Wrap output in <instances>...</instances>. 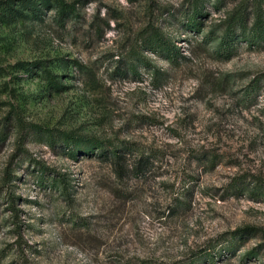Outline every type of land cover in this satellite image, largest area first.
Returning <instances> with one entry per match:
<instances>
[{
    "label": "rangeland",
    "instance_id": "1",
    "mask_svg": "<svg viewBox=\"0 0 264 264\" xmlns=\"http://www.w3.org/2000/svg\"><path fill=\"white\" fill-rule=\"evenodd\" d=\"M48 1L0 0V264H264V43L221 48L264 0ZM60 131L151 157L73 158Z\"/></svg>",
    "mask_w": 264,
    "mask_h": 264
},
{
    "label": "trees",
    "instance_id": "2",
    "mask_svg": "<svg viewBox=\"0 0 264 264\" xmlns=\"http://www.w3.org/2000/svg\"><path fill=\"white\" fill-rule=\"evenodd\" d=\"M204 2L205 0H194L195 5L193 13L195 18L203 15L202 11ZM41 4L44 6H49L50 2L48 0H42ZM57 10L58 14L64 18L74 15L76 12L75 6L66 2L65 0H58ZM253 14V22L251 25H249L250 18L248 9L246 6H244V4H240L233 10L228 18L227 27L221 40V48L224 52L231 55L235 49L236 40L245 41L248 45H258L260 43H264V5L261 2H258L254 5ZM193 22L194 24L196 23V25L199 23L196 19H193ZM144 45L150 49L167 47L173 53L178 52L175 44L159 31H154L152 35H150L145 40ZM47 143L53 148L56 146H60L63 150L67 148V153L73 158L77 157L78 155H97L106 161L114 163L121 171L126 167L124 166L122 160L125 159V155L128 152H133L136 150L139 153L136 163H134L132 166V169L135 171L143 170L151 157V152L140 148L133 150L132 147L127 145V142L124 140L119 142L113 140H103L97 137L77 135L66 131H60L59 133L51 132ZM209 161L213 163L214 158L212 157ZM50 180L54 185L55 182L58 181V178L55 176ZM60 181H62L64 189L70 185L69 181L66 180L64 176L61 177ZM181 195H185V193ZM178 199L184 200L181 198V196H179ZM243 235L244 232L242 230L234 231L232 233L231 239L223 240V242L228 247L232 242L242 239L244 237ZM215 252L216 247H210V249L205 250V254L211 257L216 256L213 254ZM197 263V255H194L188 259V264ZM181 264L186 263L184 261Z\"/></svg>",
    "mask_w": 264,
    "mask_h": 264
}]
</instances>
